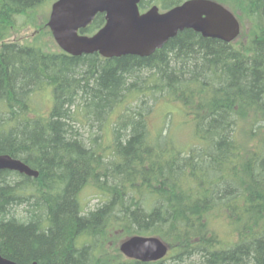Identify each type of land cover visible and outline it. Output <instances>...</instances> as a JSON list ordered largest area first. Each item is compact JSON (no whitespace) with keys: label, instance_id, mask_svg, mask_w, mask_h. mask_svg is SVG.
Instances as JSON below:
<instances>
[{"label":"trees","instance_id":"trees-1","mask_svg":"<svg viewBox=\"0 0 264 264\" xmlns=\"http://www.w3.org/2000/svg\"><path fill=\"white\" fill-rule=\"evenodd\" d=\"M50 1L0 0V155L39 173L0 171L2 256L264 264V0H216L243 25L231 43L185 29L145 57L6 42L20 16L32 22ZM183 1L141 0L140 8ZM104 23L99 13L81 32ZM47 91L45 113L35 96ZM161 97L181 104L191 145H177L172 123L150 130ZM85 189L100 196L91 210ZM134 235L162 238L171 254L153 263L125 257L117 239Z\"/></svg>","mask_w":264,"mask_h":264},{"label":"water","instance_id":"water-1","mask_svg":"<svg viewBox=\"0 0 264 264\" xmlns=\"http://www.w3.org/2000/svg\"><path fill=\"white\" fill-rule=\"evenodd\" d=\"M140 1L56 0L48 26L58 45L70 55L99 53L106 58L149 56L185 29L227 43L241 30L235 14L214 0H186L165 12L154 5L144 13L140 12ZM98 13H105L104 26L91 36L81 34L80 30L91 24ZM1 170L39 175L22 160L7 154L0 155ZM120 249L126 256L144 262L161 259L168 252V246L154 236H132L122 242ZM0 264L19 263L0 253Z\"/></svg>","mask_w":264,"mask_h":264},{"label":"rangeland","instance_id":"rangeland-1","mask_svg":"<svg viewBox=\"0 0 264 264\" xmlns=\"http://www.w3.org/2000/svg\"><path fill=\"white\" fill-rule=\"evenodd\" d=\"M55 1V0H54ZM53 1L48 2L41 10L38 12V16L34 21H27L25 16H20L18 22L11 27L6 42L13 41L21 44L38 43L42 46L48 47L50 50L58 49L52 35L48 33L49 28L47 27V22L49 19V13L51 4ZM247 21V20H246ZM248 27L251 28L250 23L247 21L244 30ZM35 102H37L40 109L45 111L50 110L53 105V96L50 92L36 94ZM153 107L149 112L148 123L150 130L155 132L156 128L172 123V130L177 139V145L180 147L188 144L191 145L192 134L190 132L189 126L187 125L186 118L183 116L179 110L181 104L174 101H169L166 98H159L156 103L152 101ZM82 202L86 210H91L95 208L100 203V196L92 189H85L82 193ZM219 230V229H218ZM220 232L225 234L224 227L220 228ZM124 239V237H119L117 242Z\"/></svg>","mask_w":264,"mask_h":264},{"label":"bare ground","instance_id":"bare-ground-1","mask_svg":"<svg viewBox=\"0 0 264 264\" xmlns=\"http://www.w3.org/2000/svg\"><path fill=\"white\" fill-rule=\"evenodd\" d=\"M21 160V159H20Z\"/></svg>","mask_w":264,"mask_h":264}]
</instances>
